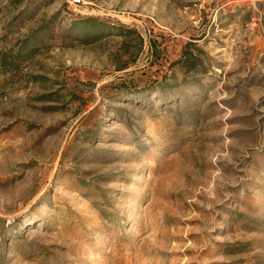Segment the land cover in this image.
Returning a JSON list of instances; mask_svg holds the SVG:
<instances>
[{"label":"rangeland","instance_id":"374dc122","mask_svg":"<svg viewBox=\"0 0 264 264\" xmlns=\"http://www.w3.org/2000/svg\"><path fill=\"white\" fill-rule=\"evenodd\" d=\"M0 264H264V0H0Z\"/></svg>","mask_w":264,"mask_h":264},{"label":"trees","instance_id":"16d2710c","mask_svg":"<svg viewBox=\"0 0 264 264\" xmlns=\"http://www.w3.org/2000/svg\"><path fill=\"white\" fill-rule=\"evenodd\" d=\"M95 21H96L95 18H86L83 20L84 23L91 25H94Z\"/></svg>","mask_w":264,"mask_h":264}]
</instances>
